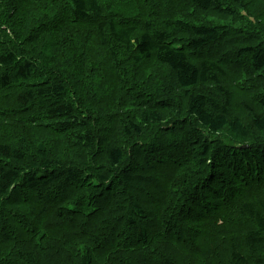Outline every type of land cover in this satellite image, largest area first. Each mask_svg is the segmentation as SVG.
Returning <instances> with one entry per match:
<instances>
[{"label": "trees", "instance_id": "1", "mask_svg": "<svg viewBox=\"0 0 264 264\" xmlns=\"http://www.w3.org/2000/svg\"><path fill=\"white\" fill-rule=\"evenodd\" d=\"M0 2L4 5L0 6V264H43L45 255L38 248L40 243L53 236L55 231L64 232L68 223L75 227L69 225L68 229L72 228V231L64 232V235L76 241L73 242L76 253L71 256L69 264H101L97 258L99 253L107 254L114 247H119L114 229L110 228V234L103 232L110 227L109 222L103 221L94 230L83 223L84 218H96L99 222L102 218L94 215L110 209L117 201L113 186L102 190L103 187L98 188L91 183L87 190L82 189L80 182L84 175L88 172L105 186L110 184L112 173H97L88 159H76V154L73 153L74 157L63 146L59 149L53 144V149L45 137L34 141L29 132L40 129L45 136H52L56 141L64 140L70 146L78 143L90 148L95 146V141H99L104 165L114 173L128 158V152L111 140L117 110L115 93L122 90L112 94V102L111 94H108V102L103 106L112 104L110 112L114 113L108 115L100 129L94 127L104 121V117L99 118V115L105 113L101 104L106 94L86 95L91 97L95 113V123L90 120L88 124L80 121L78 106L69 96L71 91L67 79L88 72L85 66L91 58L89 46L83 43L70 47L72 52L64 48L65 54L56 53V36L67 31L62 28L72 27L80 34L89 31V38L106 51L112 76L117 80L121 76L119 73H125L128 64L144 68L151 65L164 67L186 100L187 115L199 132L192 130L182 134L174 128L163 139L160 128L154 136H149L151 146L134 150V159L140 161L154 148L172 144L177 155L170 160L177 158L197 166L194 167L196 180L188 190L182 191L181 197L178 196L180 203H186L184 209L187 216L181 218L189 221L197 219L201 223L209 219L220 225L213 227L217 234L206 236L202 242V250L206 253L201 264H264V194L250 195L258 190L264 193V158H260L263 163L259 168L263 174L257 180L255 170L252 173L247 171L250 169L243 159L245 156L239 157V153L247 152L246 158L251 160L249 163L258 162L255 153L261 152L262 147L256 145L264 141V90L254 97L262 111L249 109L251 119L246 121L231 108V97L236 98L237 95L223 85V67L208 60H192L191 52L185 49L183 43V37L188 38L191 51L200 53L220 44L232 29L238 30L232 23H242L239 29H249L252 21L245 18L246 0H163L160 6L166 12L158 11L154 0ZM186 6L192 9V13L205 15L213 12L226 21L220 26L211 21L195 23L174 16ZM37 7L48 8L49 11L32 21L30 11ZM27 18L29 22L26 25ZM69 36L72 35L67 36L71 39ZM177 39L179 41L176 42ZM245 47L240 56L248 60L249 67L264 84V40ZM76 51L83 56L82 60L78 59V55L74 56ZM92 66L96 68V62H92ZM44 73L51 78H43ZM95 73L99 74L97 68ZM103 87L105 85H101ZM244 104L246 106L247 101ZM157 108L151 105L139 107L135 115L119 125L125 137L146 139L150 128L159 127L163 121ZM105 128L106 135L102 138L100 135ZM204 133L221 135L219 139L224 138L228 147L219 148L221 145L216 143L217 140H207ZM193 138L198 142L194 143ZM215 148L220 155L232 152L236 156L238 174L232 173L230 182L224 184L221 180L208 182L206 185H209L210 191L215 190L213 198L208 200L202 194V185L206 183L204 178L210 167L218 168V165L212 166L208 162ZM132 170L123 176L125 185L131 190L136 193L159 190L160 181L151 171H146L140 164L139 168L133 167ZM238 176L259 184L247 187L237 197L232 192V184L238 181ZM233 177H236L234 182ZM227 188L229 192L225 194ZM139 197L128 198L129 215L123 216L120 221V228L128 234L131 246L147 245L152 238L148 225L151 216L143 210ZM172 218L176 222L177 216L172 215ZM241 221L247 222L245 229L229 231ZM128 247L124 246V249ZM60 256L63 255H59V260ZM117 260L121 264H131L122 257L114 260L115 264ZM163 264L173 262L165 259Z\"/></svg>", "mask_w": 264, "mask_h": 264}, {"label": "rangeland", "instance_id": "2", "mask_svg": "<svg viewBox=\"0 0 264 264\" xmlns=\"http://www.w3.org/2000/svg\"><path fill=\"white\" fill-rule=\"evenodd\" d=\"M154 1L157 2L155 6L158 8V11L166 12L165 8L160 6V3L163 2V0ZM0 6L4 5L0 2ZM174 10H176V8H174ZM48 11V8L37 7L35 10L30 11L29 18H31L32 21L38 20L43 17L44 14H47ZM244 14L247 15L245 18L247 17L250 22L252 21L251 27L249 29H239L241 28L242 23H232V26L238 28V30L232 29L226 38L220 42V44L210 46L203 52L199 53L191 51L187 42L188 38L183 37V43L185 45V49L191 52L189 53L192 60L196 62L208 60L209 62L220 64L223 67L225 70V75L222 77L223 85L231 91L232 94L237 95L236 98L231 97V108L235 111L237 110V113L249 122L251 119L249 109L256 112L262 111L260 106L257 105V100H254V97L255 94L264 90V84L253 73V70L248 65V60L240 55L241 50L246 48L245 46L256 43L258 44L260 41L264 40V0H246V10ZM174 16L179 17V19H186L195 23L211 21L212 24L220 26L226 21V19L218 17V15L213 12L205 15L192 13V9L188 6H186L182 11L174 14ZM1 18L4 19V17ZM29 18L25 19L26 25L29 22ZM230 21L231 20H229V22ZM62 30L67 31L64 34L56 36L58 46L55 50L58 55L65 54L64 48L72 52L70 47L77 44L81 45V43H83L86 47L88 45L91 50V58L87 61L85 66V68L87 67L88 72H83L67 79V84L71 91L69 96L72 102L78 106L80 121L88 124L91 120L95 123V113L92 108L91 97L86 96L88 93L93 96L99 95L100 93L106 94V97L101 104V110L105 113L103 115H99V118L101 116L104 117V121L94 127L96 129H100L103 128L102 126L105 120H107L108 115H112L114 113L110 112L112 104L108 107H104L108 102V94H111L112 102L113 93L119 90L124 92L115 93L117 98L115 110H117L114 114L116 121L113 125L114 131L112 132L111 140L112 142H115L116 146H121L128 152V158L122 162L121 166H119L120 168L117 169L115 173L109 169V166L107 167L104 165L105 161L103 160L101 153L102 146L99 145V141H95V146L90 148L78 143H73L72 146H70L64 140L56 141L57 139L52 138V136H45L40 129L29 130L34 141L38 138L45 137V139L50 142V146H53L54 144L56 145V148L59 147V149H61V146L66 147L72 155L73 153L76 154V159H88V162H90L92 167L96 169L97 173L107 175L112 173L110 184L105 186L101 185L100 181L94 179V177L86 171H84L86 174L80 182L83 186L81 188L84 190H87L92 183L98 185V188L103 187L102 190L107 188L109 189L113 186V190L117 192V201L114 205L110 209L94 215L102 218L99 222H97L96 218L83 219L84 225L93 230L96 227L101 226L103 221H106L107 223L109 222L110 227L108 226L103 232L110 234L111 228L114 229L117 234L116 244H118L119 247H114V250L107 254L99 253V255H97L98 261H101V264H115L114 260L122 257L124 261L128 260L127 263L131 264H163L165 259L171 260L173 264H201V259H204V253H206L202 250V242L206 239V236H212L218 233H215L213 230V227H217L218 225L216 222L209 219L202 223L197 219L193 221L182 219L181 216H187L184 209L186 203H180L179 201L183 193L182 191L188 190L190 185L193 184L194 180H196L197 173L196 170H194V167L197 168V166L195 164L190 165L189 163H186L183 160L181 161L177 158L173 161L170 160V158L177 155L176 149L172 147V144L168 146L164 145L158 147L157 149L154 148V151L151 154H144L143 158H140V161L134 159V150L138 147L145 149L147 146H151L152 141L149 136H154L160 128H162V130H160L159 133L163 134V139H166L169 131H173L174 128L182 134L190 133L192 130L199 132L196 127H193L192 119L187 115V102L174 85L172 75L166 68L158 67L157 65H151L150 67L144 68L142 65L135 67L128 64L125 73H119L121 76L120 79L117 80L114 76H112L111 66L106 58V51H103V48L100 45L95 43L93 39L89 38V31H83L82 34H80L78 30H74V27L66 29L62 28ZM68 35H72L69 36L72 38L68 39ZM79 35L81 36L78 38ZM177 41H179V39H177L176 42ZM77 55L78 59H83V56H80L76 51L74 56ZM92 62L93 64L96 62V68L98 69L99 74L95 73V66L91 67ZM93 68L94 71H92ZM46 77L47 80L51 78L50 75L47 76V74H45L43 78ZM101 85H105V87L101 88ZM110 90L113 92H110ZM252 97L253 100L251 99ZM245 101H247L246 106H244ZM150 105L157 106V109L160 110L163 117L161 125H159V127H151L150 132H148V135L144 140L125 137L123 130L119 128V125L126 122V119H130L132 115H135V113L139 110V107H149ZM106 131L107 128H105L102 134L99 135L104 138ZM204 135L207 140L213 142H216L217 140L216 143L221 145L219 148L225 149V147H228V144L226 143L227 141L224 138L219 139V136L221 135L212 136L209 133H204ZM100 136H98V138ZM102 138H100V140ZM193 142L197 143L198 139L193 138ZM256 146L262 147L261 152L256 151L255 153V159L257 158L258 162L254 161L252 164L249 163L251 160L246 158L247 152L239 153V157L243 158L245 156L243 159L248 162L250 169L247 171L252 173L255 170L257 172V177L255 176V178L257 179L263 174L259 171V168L262 166L261 163H263L260 162V158H264V141ZM246 150H248V147H246ZM248 154H251V152H248ZM224 155H228V157L225 158ZM224 155H220L217 148H215V152L211 158H209L210 160H208V162H211L212 166L218 165V168H220L218 169L217 166H214V168L210 167V171L207 172L204 178L206 183L204 182L205 185H202V194H204L208 200L213 198L212 195L215 191H210L209 185H206L208 182L214 183L221 180V184H224L225 182H230L232 173L238 174V172H236L238 166L235 159L236 156L234 157L232 152ZM252 159L254 160L253 157ZM139 164L142 165L146 171H151L155 177L159 179V190L155 189L150 192L146 190L136 193L131 190L130 187L125 185L123 176L126 173L132 172L133 167L139 168ZM206 171L207 170H204V172ZM234 180H236V177H233L232 182H234ZM257 184L259 183H254L250 178L240 179V176H238V181L232 184L234 187L232 192L235 196L239 197L247 187L251 185L257 186ZM228 192L229 190L227 188L225 194H228ZM260 194L264 193L259 190L250 193L251 197H255ZM137 195L140 196L139 201L143 210L149 214L148 216H151L148 221V225L150 227L149 233L152 238L147 245L143 244L139 246H131L128 242V239H130L128 234L124 231V229L120 228V221L123 216L129 215L130 202L128 201V198L130 196L136 197ZM178 196L180 197L178 198ZM88 199H92V197H88ZM94 200L95 197L92 202H94ZM172 215L174 217L177 216L176 222L175 218H172ZM77 222L78 220H76V223ZM172 224L174 227H172ZM69 225H72L73 228L75 227L72 223H68L64 232L72 231V228L68 229ZM246 227L247 222L241 221L236 223L232 227L234 229L229 231H241ZM171 228L173 229L171 230ZM219 229L220 228H218V231ZM64 232L55 231L53 236H48L40 243V247L38 248L43 251L41 254L45 255L43 264H63L62 262H64V264H69L71 256L76 253V247L73 243H76V241H71L69 238H66ZM128 245L129 247L124 249V246ZM60 254L63 255V257L60 256L61 260L58 259ZM76 258H78V256H76ZM116 264L121 263H118L117 260Z\"/></svg>", "mask_w": 264, "mask_h": 264}]
</instances>
